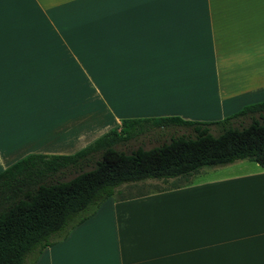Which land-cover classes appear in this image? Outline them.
<instances>
[{"label":"crops","instance_id":"crops-1","mask_svg":"<svg viewBox=\"0 0 264 264\" xmlns=\"http://www.w3.org/2000/svg\"><path fill=\"white\" fill-rule=\"evenodd\" d=\"M261 102L264 0H0V173L124 120L213 122ZM228 166L119 188L34 264H264V169Z\"/></svg>","mask_w":264,"mask_h":264},{"label":"trees","instance_id":"trees-1","mask_svg":"<svg viewBox=\"0 0 264 264\" xmlns=\"http://www.w3.org/2000/svg\"><path fill=\"white\" fill-rule=\"evenodd\" d=\"M263 114L261 102L213 122L128 119L73 155L25 157L0 173V264H34L124 185L188 178L238 161L264 169ZM244 118L250 123L245 125ZM146 124L191 128L193 135L173 137L150 149H118ZM211 127H217L216 134Z\"/></svg>","mask_w":264,"mask_h":264},{"label":"rangeland","instance_id":"rangeland-1","mask_svg":"<svg viewBox=\"0 0 264 264\" xmlns=\"http://www.w3.org/2000/svg\"><path fill=\"white\" fill-rule=\"evenodd\" d=\"M208 75L210 77L211 73L208 72ZM210 85H211L210 88L212 90H215L214 85L212 83ZM227 117H229V115L226 116V118ZM223 119H225V116L222 117V119L220 120H223ZM220 120H217V121H220ZM250 121L251 120L249 118L247 119L244 118L243 120L245 125L249 124ZM211 130L213 134L217 133V127H211ZM181 135H193V131L191 128H186V127H181V126H169V127H164V128H158V127L152 126V124H146L143 132L138 133L137 135L133 136L129 141L119 145L118 149L127 151V152L135 150L139 147H142L144 149H150L152 147L159 146L165 142L170 141V139L173 137H177ZM243 164H254V163L243 161ZM234 168L235 167H229V166L228 167L222 166V168H205L202 170L200 175L193 177V182L194 183L202 182L207 179H212L213 177L221 176L222 174L224 175L233 174L234 172L232 171L234 170ZM67 175L68 176L66 178L69 179L74 175V173L67 174ZM169 180H171L174 183L178 181L177 178H173ZM164 181H167V180L152 179V180L143 181L137 184H129L126 187L124 185L120 187L121 188L120 192H122L123 195H134L140 192L153 191L155 189L163 188L169 185V183H167L168 181L166 183ZM118 191L119 189H117V192Z\"/></svg>","mask_w":264,"mask_h":264},{"label":"bare ground","instance_id":"bare-ground-1","mask_svg":"<svg viewBox=\"0 0 264 264\" xmlns=\"http://www.w3.org/2000/svg\"><path fill=\"white\" fill-rule=\"evenodd\" d=\"M158 48H159V47H158ZM160 49H161V48H160ZM160 49H159V50H160Z\"/></svg>","mask_w":264,"mask_h":264}]
</instances>
